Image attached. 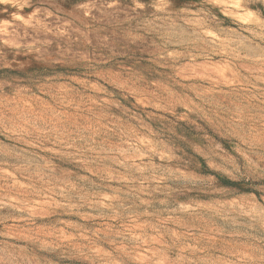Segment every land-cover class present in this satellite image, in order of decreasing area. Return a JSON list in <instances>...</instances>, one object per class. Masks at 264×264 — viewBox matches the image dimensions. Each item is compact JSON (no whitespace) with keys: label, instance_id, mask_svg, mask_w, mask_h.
Segmentation results:
<instances>
[{"label":"rangeland","instance_id":"obj_1","mask_svg":"<svg viewBox=\"0 0 264 264\" xmlns=\"http://www.w3.org/2000/svg\"><path fill=\"white\" fill-rule=\"evenodd\" d=\"M0 264H264V0H0Z\"/></svg>","mask_w":264,"mask_h":264}]
</instances>
